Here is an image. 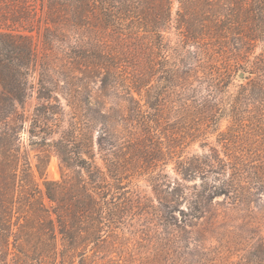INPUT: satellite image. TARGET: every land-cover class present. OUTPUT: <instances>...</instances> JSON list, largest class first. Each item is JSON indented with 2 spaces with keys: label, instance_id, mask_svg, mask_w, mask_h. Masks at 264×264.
Masks as SVG:
<instances>
[{
  "label": "trees",
  "instance_id": "trees-1",
  "mask_svg": "<svg viewBox=\"0 0 264 264\" xmlns=\"http://www.w3.org/2000/svg\"><path fill=\"white\" fill-rule=\"evenodd\" d=\"M180 4L178 43L195 46L190 63L165 36L172 0H0V264H89L90 253L131 227L144 175L173 237L197 242L216 232L224 248L241 245L216 226L221 204L251 223L264 219V0ZM157 70L180 85L203 71L209 98L188 118L218 135L200 153H187L183 140L145 145L141 96ZM240 72L246 77L234 85ZM26 130L32 145L58 157L61 180L47 176L45 151L37 180L22 147ZM172 162L171 181L156 169ZM249 245L232 264H264V237Z\"/></svg>",
  "mask_w": 264,
  "mask_h": 264
},
{
  "label": "rangeland",
  "instance_id": "rangeland-1",
  "mask_svg": "<svg viewBox=\"0 0 264 264\" xmlns=\"http://www.w3.org/2000/svg\"><path fill=\"white\" fill-rule=\"evenodd\" d=\"M215 1V0H212ZM181 0H172V27L166 30L165 36L172 40V44L183 46L185 55L183 62H193V51L195 46L192 44H179V39L182 35V30L179 26V8ZM34 42L37 46L39 57L44 52L42 38L34 34ZM261 48V47H260ZM257 50L260 53L261 49ZM172 63L169 67L175 65V60L170 54ZM61 68L64 67L62 61H54ZM179 64V63H178ZM182 65V64H181ZM61 66V67H60ZM176 66V65H175ZM179 66V65H177ZM183 69H181L182 71ZM184 73V72H183ZM239 74L234 75V85H238L241 79ZM185 76V85H180L178 82L166 83L161 79V74L153 72L151 76L148 75L146 80V87L142 92V116H143V134L145 145L153 147L158 142H167L171 140H183L186 143H191V146L186 148L187 153L194 154L201 152L200 144L203 141L216 142L217 133H212L207 125L197 127L193 123L192 118H188L196 106L208 99V92L206 86L203 84L204 74L199 71L197 74H192L190 77ZM38 75H35L33 83H37ZM234 85L231 86L230 92L235 90ZM98 84L94 87L97 90ZM137 97V96H136ZM138 98V97H137ZM38 104L36 92H33L32 97L28 100V107L32 111ZM186 115V122L179 119ZM193 115V114H192ZM132 118V114H129ZM185 127L181 129L180 124ZM181 125V126H182ZM228 126L226 120H222L219 124V130L225 131ZM28 128V126H27ZM200 131V133L198 132ZM97 132H95V139ZM21 141L23 150L33 167L34 173L38 178L36 171V164L38 162V155L45 151L46 147L39 145H32L28 131L21 134ZM192 141L194 143L192 144ZM49 156L47 166V176L55 181L61 180L64 173H67L62 167L58 157L50 151H45ZM49 152V153H48ZM99 165H103L101 160H98ZM175 162L168 164L163 168L159 164L156 169L157 172L162 171L169 180L177 178L174 167ZM150 172V171H148ZM194 183L200 184V181L191 182L188 185L192 186ZM134 188L140 196V203L142 209L137 211V216L130 221L131 227L126 228L123 233L109 237L104 244H102L96 251V255L90 253L91 261L89 264H232L238 261H244L249 256V243L264 237V219L251 223L247 218H243L238 213L232 211L227 204H221L219 211L224 216L220 218V231H226L227 237L231 239L235 234L242 239V244L237 246L227 245L224 248L223 241L218 242L221 238L218 234L207 235L203 240L188 239L187 237L179 238L173 237L170 230L164 228L165 223L157 218V208H160L157 196L154 193L151 184L147 181V175L140 177L137 180ZM222 199H218L221 202ZM180 208L186 209V204L181 202ZM178 214V213H176ZM179 236V235H178ZM223 243V244H222ZM222 244V245H221ZM200 246L205 247L201 249ZM229 249V250H228Z\"/></svg>",
  "mask_w": 264,
  "mask_h": 264
},
{
  "label": "water",
  "instance_id": "water-1",
  "mask_svg": "<svg viewBox=\"0 0 264 264\" xmlns=\"http://www.w3.org/2000/svg\"><path fill=\"white\" fill-rule=\"evenodd\" d=\"M245 77H246L245 72H240V74H239V79L244 80Z\"/></svg>",
  "mask_w": 264,
  "mask_h": 264
}]
</instances>
